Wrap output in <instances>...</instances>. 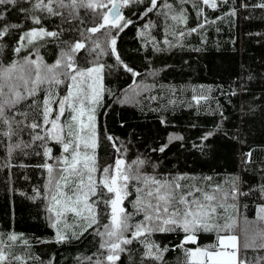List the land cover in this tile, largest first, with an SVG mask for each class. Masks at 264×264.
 I'll return each mask as SVG.
<instances>
[{"label": "trees", "instance_id": "16d2710c", "mask_svg": "<svg viewBox=\"0 0 264 264\" xmlns=\"http://www.w3.org/2000/svg\"><path fill=\"white\" fill-rule=\"evenodd\" d=\"M167 2L176 9H187L186 25L177 24L170 17L166 19L159 14V8L144 15L148 0H133L121 9L123 17L133 22L123 30L106 26L96 33L87 29L102 22L97 13L106 12L107 8H81L78 19L67 20V10L55 0L52 7L63 16L34 10L36 0H20L16 6L0 5L4 15L0 25H20L0 39L4 45L0 67H7L12 61L23 63L24 57H39L52 65L62 52L68 51V44L84 43L85 47L75 53L76 65L80 69L104 65L100 74L102 106L95 111L100 167L114 164L117 158L131 163L139 157L148 161L142 172L168 179L186 175L193 179L181 181L182 184L209 192L217 186L228 188L230 178L239 177L240 190L248 195L235 201L236 210L217 212L220 216L235 217L236 226L229 234L238 237V256L247 257L245 264H256L255 258L264 257V250H244L242 245L246 229L249 236L264 229V221L257 218L259 207L264 205V195L259 191L264 185V8L257 5L264 0H218L216 9L199 3L197 7L191 3L181 6L179 0ZM103 3L111 8L109 0ZM20 8L29 11L22 12ZM198 8L203 9L202 17L196 14ZM33 12L40 17L39 25L30 18ZM201 23L203 28L189 32ZM39 27L61 35L45 37L32 45L25 40L27 46L17 54L14 49L23 33ZM180 32L185 35L180 36ZM112 37L116 39L115 51L109 42ZM94 42H99L102 52L94 49ZM67 86V82L58 86L59 96L66 94ZM44 97L41 91L37 99ZM56 107L54 104L53 108ZM65 118L67 111L62 121ZM208 133L212 135L204 140ZM109 136L115 140V147L107 139ZM21 138L29 141L27 130ZM16 139L9 141L0 136V234L6 242L8 234L22 235L28 246L19 240L13 243L6 249L9 260L13 256L22 257L24 264H95L97 259L105 260L108 250L100 247L103 238L96 233L103 232V225L110 223L106 215H100L99 223L77 239L71 233L82 231L81 220L66 212L57 227L65 230L69 239L64 243L56 241L57 228L50 218L54 213L48 210L49 177L42 165H61L43 155L44 149L36 145L9 155L7 146ZM47 147L52 149V157L67 155L55 141H49ZM161 147L163 152L159 151ZM100 175L97 173L98 180ZM195 195L200 197L201 193ZM135 198L133 191L124 202L130 212L133 209L129 201ZM99 210L103 211L104 206L100 205ZM142 219L141 214L132 222ZM217 222L222 224L224 220ZM196 235V243L189 242L184 248H203L217 242L215 231ZM184 236L179 228L152 233L150 239L161 248L167 246L169 251L164 253L163 261L144 258L143 264H181L186 259L184 249L176 245L181 244ZM126 247L128 251L121 253L117 264H141L144 246L133 241Z\"/></svg>", "mask_w": 264, "mask_h": 264}, {"label": "snow or ice", "instance_id": "6c2138e0", "mask_svg": "<svg viewBox=\"0 0 264 264\" xmlns=\"http://www.w3.org/2000/svg\"><path fill=\"white\" fill-rule=\"evenodd\" d=\"M19 2L20 0H0V5L16 6ZM53 2L54 0H47V3L45 0H36L33 9L47 12L49 15L63 16V13L52 7ZM131 2L133 0H109L111 8H108L103 0L67 2L55 0L60 8L67 10L65 17L67 20L78 19L81 8L93 11L107 8L106 12L97 13L102 22L88 28L89 33L99 32L106 26L123 30L133 23L121 14V9ZM148 3L144 15L159 8L161 10L159 14L164 15L166 19L170 17L177 24H187V9L183 7L176 9L167 0H163L162 3L161 0H148ZM179 3L181 6L191 3L193 7H197L199 3L212 9L219 6L218 0H179ZM257 7L264 8V3ZM20 11L29 10L20 8ZM196 14L202 17L203 9L198 8ZM232 14H235V10ZM30 18L37 25L41 23L40 17L34 12ZM3 19L4 15L0 13V20ZM204 22H208L206 17ZM19 27L20 25L16 24L0 25V39L8 36L11 29ZM203 27L204 23H201L191 28L189 32H196L198 28ZM60 35L61 32L48 31L43 27L32 28L23 33L14 51L19 54L22 48L32 45L34 41L43 40L45 37L58 38ZM81 35L83 36V33ZM105 35L110 36L109 33ZM184 35V32H180V36ZM25 40L27 45L24 43ZM109 42L115 51L116 39L112 37ZM84 47L85 44L80 41L68 44V51L62 52L61 57L52 65L44 63L39 57L37 60L24 57L23 63L12 61L7 67H0V136L6 137L9 141L17 138L15 143L7 146L9 155L16 150L24 152L25 149L36 145L44 149L43 155L49 159H56L61 165L57 168L49 163L42 165L47 169L49 177L48 210L54 213L50 218L54 221L52 226L57 228L56 241L64 243L69 239L66 231L57 227L66 212L74 213L75 217L81 220L82 231L71 233V237L77 239L88 228L99 223L100 215H106L110 223L104 224V231H97L96 235L103 238L100 247L107 249L108 254L105 260L97 259L95 264H105V261L108 264H117L121 253L128 251L126 246L131 245L133 241L140 242L145 248L141 264L144 258L163 261L164 253L169 251L168 247L161 248L150 239V236L156 232H174L178 228L185 233L184 240L176 245L184 249L186 259L181 264H245L247 257L238 256L240 251L238 237L229 234L236 226L235 217L220 216L217 212V209H222L225 213L229 208L236 210L238 206L235 201L242 195H248L240 190L239 177L230 178L227 182L228 188L217 186L209 192L195 185L182 184L181 181L193 179L186 175L172 179L148 175L141 171L148 161L139 157L131 163H127L123 158H117L114 164L100 167L97 160L99 138L96 132L95 111L97 107L102 106L103 87L98 82L102 80L100 74L104 65L96 64L80 69L74 56ZM3 48L4 45L0 44V55L3 54ZM94 49H100L99 42H94ZM127 70L133 71L131 68ZM66 82L68 85L66 94L61 97L57 88ZM41 91L45 93L43 100L37 99ZM54 104L57 105L55 109ZM66 111L67 118L62 121ZM26 130L30 137L29 141L21 138ZM211 135L212 133H208L203 139L207 140ZM107 139L112 141L115 147V140L110 136ZM49 141L59 143L63 153L67 155L52 157V149L47 147ZM164 147L159 151L163 152ZM116 151L119 152L120 149L116 148ZM247 155L251 157V153ZM97 173L101 174L99 180ZM206 179L210 180L211 177ZM133 191L136 198L129 201L133 209L130 212L124 207V202L133 195ZM259 191L264 195V185L260 186ZM195 193H201V196L196 197ZM229 200L233 203H228ZM100 205L104 206L103 211L99 210ZM141 214L143 219L133 223L134 218ZM257 218L264 221V205L259 207ZM218 219H223L224 222L218 223ZM209 231L217 233L215 244L203 248L199 246L195 249L184 248L189 242L196 243L198 232ZM18 240L28 246V240L22 235L8 234L6 242L0 234V264H13V261L24 264L22 257L13 256L9 260V255L6 254V249ZM242 247L244 250L249 248L264 250V229L257 230L251 236L246 229ZM255 262L264 264V257L255 258Z\"/></svg>", "mask_w": 264, "mask_h": 264}, {"label": "rangeland", "instance_id": "374dc122", "mask_svg": "<svg viewBox=\"0 0 264 264\" xmlns=\"http://www.w3.org/2000/svg\"><path fill=\"white\" fill-rule=\"evenodd\" d=\"M93 66H95V65H93ZM93 66H91V67H93ZM15 75V74H14ZM61 78H63V77H61ZM100 85H101V80L98 82ZM186 258V257H185Z\"/></svg>", "mask_w": 264, "mask_h": 264}]
</instances>
